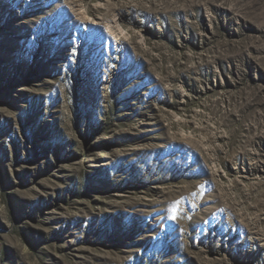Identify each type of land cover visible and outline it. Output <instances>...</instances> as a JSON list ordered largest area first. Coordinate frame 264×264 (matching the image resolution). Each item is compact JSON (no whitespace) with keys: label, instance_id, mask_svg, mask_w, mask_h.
Returning <instances> with one entry per match:
<instances>
[{"label":"rangeland","instance_id":"1","mask_svg":"<svg viewBox=\"0 0 264 264\" xmlns=\"http://www.w3.org/2000/svg\"><path fill=\"white\" fill-rule=\"evenodd\" d=\"M0 264H264V0H0Z\"/></svg>","mask_w":264,"mask_h":264}]
</instances>
